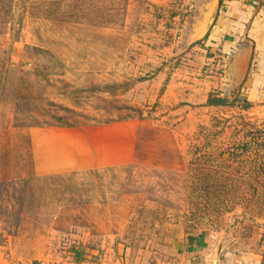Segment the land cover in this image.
I'll return each instance as SVG.
<instances>
[{"label":"rangeland","instance_id":"rangeland-1","mask_svg":"<svg viewBox=\"0 0 264 264\" xmlns=\"http://www.w3.org/2000/svg\"><path fill=\"white\" fill-rule=\"evenodd\" d=\"M226 1L0 0V264H179L190 235L264 264V94Z\"/></svg>","mask_w":264,"mask_h":264},{"label":"crops","instance_id":"crops-1","mask_svg":"<svg viewBox=\"0 0 264 264\" xmlns=\"http://www.w3.org/2000/svg\"><path fill=\"white\" fill-rule=\"evenodd\" d=\"M245 1H226L224 14L221 23L216 28L215 35L219 33L220 26L237 27L239 31L247 33L251 40L250 43L254 45L253 60L249 63L250 59L247 57L249 47L247 46L242 52H237L231 66L234 76L237 79L242 76L246 81L248 89L245 92H249L247 95L256 97L264 94V0H249V3H245ZM261 1L263 3H260ZM245 23H248L247 29ZM215 35L213 33L212 39L219 40ZM232 46V43L227 40L225 47L230 49ZM249 88H253V90L250 91ZM189 237H193V240L188 241L187 239L181 244H177L176 249H182L179 264H212L209 261V255L205 253V246L197 244L194 235ZM184 247L185 249H183ZM98 248L99 246L94 247L92 243L82 242L79 246L68 249L66 259L63 261L65 264H118V255L122 252L120 245L114 247L113 250L108 245L103 253ZM241 258L242 261H240ZM249 258L235 255V257H229L219 264H251L252 260Z\"/></svg>","mask_w":264,"mask_h":264},{"label":"trees","instance_id":"trees-1","mask_svg":"<svg viewBox=\"0 0 264 264\" xmlns=\"http://www.w3.org/2000/svg\"><path fill=\"white\" fill-rule=\"evenodd\" d=\"M214 102V101H213ZM215 103L216 104H223L224 103V100L223 99H216L215 100ZM193 240V237H189L188 238V241H192Z\"/></svg>","mask_w":264,"mask_h":264}]
</instances>
